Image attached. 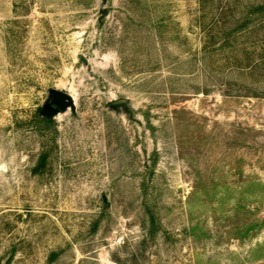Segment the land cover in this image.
I'll use <instances>...</instances> for the list:
<instances>
[{"label":"rangeland","instance_id":"374dc122","mask_svg":"<svg viewBox=\"0 0 264 264\" xmlns=\"http://www.w3.org/2000/svg\"><path fill=\"white\" fill-rule=\"evenodd\" d=\"M0 264H264V0H0Z\"/></svg>","mask_w":264,"mask_h":264},{"label":"water","instance_id":"95a60500","mask_svg":"<svg viewBox=\"0 0 264 264\" xmlns=\"http://www.w3.org/2000/svg\"><path fill=\"white\" fill-rule=\"evenodd\" d=\"M52 93L59 103H62L66 107L70 106L73 108V98L69 93L57 89H53Z\"/></svg>","mask_w":264,"mask_h":264},{"label":"trees","instance_id":"16d2710c","mask_svg":"<svg viewBox=\"0 0 264 264\" xmlns=\"http://www.w3.org/2000/svg\"><path fill=\"white\" fill-rule=\"evenodd\" d=\"M39 111H42L46 116L51 115V112L47 111L45 108H40Z\"/></svg>","mask_w":264,"mask_h":264}]
</instances>
